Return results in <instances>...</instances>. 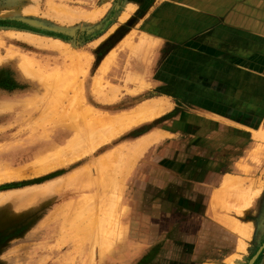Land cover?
I'll return each instance as SVG.
<instances>
[{
    "label": "rangeland",
    "instance_id": "1",
    "mask_svg": "<svg viewBox=\"0 0 264 264\" xmlns=\"http://www.w3.org/2000/svg\"><path fill=\"white\" fill-rule=\"evenodd\" d=\"M126 1L0 0V264H115L148 203L139 181L162 152L190 140L218 146L225 128H236L158 97L147 70L154 43L137 33L139 13ZM252 138L240 161L264 165V124ZM166 154L192 163V153ZM91 161L102 171L98 185H110L104 196L87 177H68ZM232 178L212 207L247 236L249 225L228 213L243 215L262 183L252 189Z\"/></svg>",
    "mask_w": 264,
    "mask_h": 264
},
{
    "label": "crops",
    "instance_id": "2",
    "mask_svg": "<svg viewBox=\"0 0 264 264\" xmlns=\"http://www.w3.org/2000/svg\"><path fill=\"white\" fill-rule=\"evenodd\" d=\"M126 2L139 13L137 33L154 43L147 70L158 97L236 128L227 126L218 146L190 140L162 152L152 175L139 181L147 207L137 237H127L115 264H248L264 244V165L240 161L256 143L252 130L264 124V0ZM167 152L192 153V163L183 166ZM227 174L252 189L262 183L243 215L228 213L249 225L247 236L230 227L225 210L212 207ZM251 264H264V246Z\"/></svg>",
    "mask_w": 264,
    "mask_h": 264
},
{
    "label": "bare ground",
    "instance_id": "3",
    "mask_svg": "<svg viewBox=\"0 0 264 264\" xmlns=\"http://www.w3.org/2000/svg\"><path fill=\"white\" fill-rule=\"evenodd\" d=\"M72 121H74V120H72ZM71 123H73V122H71ZM74 124V123H73ZM72 124V127H74V125ZM69 126V125H68ZM70 128V127H68L69 129L68 130H71V129H73V128ZM75 128V127H74ZM77 128V127H76ZM75 128V129H76ZM87 129V128H86ZM89 129V128H88ZM87 129V130H88ZM94 130H95V126H94V128H93ZM93 129H90V131L91 130H93ZM91 131V132H95V131ZM72 131V130H71ZM84 131H86V130H84L83 129V132ZM88 132V131H87ZM76 134H74V135H77V137H78V134H77V132H75ZM79 133H81V132H79ZM84 134H85V132H84ZM87 134V133H86ZM85 134V135H86ZM89 134V133H88ZM73 135V136H74ZM84 136V135H83ZM76 137V136H75ZM81 137H82V133H81ZM86 137V136H85ZM253 137L254 138H258L259 137V134L258 133H253ZM79 138H80V134H79ZM76 139V138H75ZM74 138H71V141H72V143H73V140H75ZM77 140V139H76ZM75 140V141H76ZM66 141V140H65ZM68 141V140H67ZM50 142V141H49ZM70 141H68L67 143H69ZM59 143V142H58ZM52 143H50L49 144V146L51 145ZM70 144V143H69ZM53 145H55V144H53ZM48 146V145H47ZM56 146V145H55ZM98 146V145H97ZM51 147H53V146H50V148ZM96 147V146H95ZM94 147V148H95ZM45 149H47V147H43V148H41L40 147V149H38L37 148V150H35V151H33V152H30V153H27V154H25V155H22V156H20L19 157V160H22V159H24V158H29V157H32V158H34L33 156H36V154H39L40 152H42V151H45ZM42 153H44V152H42ZM109 154H111V152L109 153ZM37 157V156H36ZM81 157V156H80ZM79 156H78V158H80ZM18 158V157H17ZM17 158H14V160H18ZM77 158V157H76ZM75 160V159H74ZM95 162V161H94ZM93 161H91L90 163L91 164H89V165H86L85 167L83 166V167H80V168H78V169H76L72 174H70L68 177H69V179H71V180H80L81 178H86L87 177V184L89 183L90 184V186L92 187H90L91 188V192L94 194H96V193H100V195L101 196H104V194H106V192L109 190V184H108V181H106V180H103V182L101 181V183H100V185H98V183H97V179L99 178V177H101V173H102V171L98 168V165L97 164H95ZM97 163V162H96ZM94 164V165H93ZM10 165V164H9ZM95 165H97V166H95ZM238 166H239V168H241V166H242V163L240 162V163H238ZM10 168V167H9ZM47 168V167H46ZM45 167L43 168V171H45L44 169H46ZM49 168V167H48ZM47 168V170H49ZM40 169V171L42 170L41 169V167L39 168ZM54 169V168H53ZM47 170L45 171V172H47ZM9 171V170H8ZM39 171V170H38ZM43 171L42 172H40L39 174H41V173H43ZM44 172V173H45ZM23 173H25V172H23ZM23 173L21 174H17L16 176H21V175H23ZM27 173V172H26ZM29 173V172H28ZM36 174L38 175V172H36ZM104 177V176H103ZM102 177V178H103ZM232 179L231 180H235V178H237V176H235V175H232ZM4 179H7L6 177H0V182L1 181H3ZM86 183V182H85ZM260 185V184H259ZM258 185V186H259ZM258 193V192H257ZM257 193H255L254 195H256ZM83 196H84V194H83ZM219 196V194H218V192H216L215 191V193L213 194V199H217V197ZM237 196H238V199L239 200H241V199H244L245 201L247 200V198H248V195H247V192L245 193V191H243V190H240L239 192H238V194H237ZM118 215V214H117Z\"/></svg>",
    "mask_w": 264,
    "mask_h": 264
},
{
    "label": "water",
    "instance_id": "4",
    "mask_svg": "<svg viewBox=\"0 0 264 264\" xmlns=\"http://www.w3.org/2000/svg\"><path fill=\"white\" fill-rule=\"evenodd\" d=\"M264 246V244L262 246L259 247V249L257 250V252L250 258L248 264H251L253 262V260L255 259V257L257 256L258 252L261 250V248Z\"/></svg>",
    "mask_w": 264,
    "mask_h": 264
}]
</instances>
